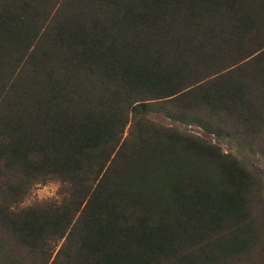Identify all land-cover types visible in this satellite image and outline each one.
<instances>
[{
    "label": "trees",
    "instance_id": "obj_1",
    "mask_svg": "<svg viewBox=\"0 0 264 264\" xmlns=\"http://www.w3.org/2000/svg\"><path fill=\"white\" fill-rule=\"evenodd\" d=\"M263 131L264 0H0V264H264Z\"/></svg>",
    "mask_w": 264,
    "mask_h": 264
},
{
    "label": "rangeland",
    "instance_id": "obj_2",
    "mask_svg": "<svg viewBox=\"0 0 264 264\" xmlns=\"http://www.w3.org/2000/svg\"><path fill=\"white\" fill-rule=\"evenodd\" d=\"M158 121H160V123L163 125H167V126L171 125V126L178 127L180 129H185L188 132L204 139L205 141H207L211 144L219 145V147L224 152L236 154L235 150L232 147H229L227 144H225L223 142L217 141L212 135H209V134L203 132L202 130H200L197 127L178 126L176 124H173V123L168 122L166 120H162L160 118L158 119ZM259 143L261 144V147L264 150V131H263V137H261V140ZM263 153H264V151H263ZM241 156L247 157L248 159H250L252 162H254L253 164L255 166H257L261 171L264 172V156L260 155L259 151H257L255 153V155H252V154H249V152L247 150H244L241 153V155L239 156V158H242ZM262 181L264 184V176L262 177ZM58 189H59V184H58V182H55V181L49 182V183L44 184V185H36L33 188V190L31 191L30 195L25 199V201L23 202L22 205L28 206V205H31V204L36 203V202H42V201H46V200L57 199L58 198Z\"/></svg>",
    "mask_w": 264,
    "mask_h": 264
}]
</instances>
